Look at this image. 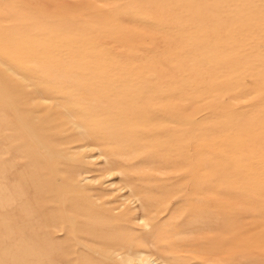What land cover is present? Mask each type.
Masks as SVG:
<instances>
[{
	"label": "rangeland",
	"instance_id": "374dc122",
	"mask_svg": "<svg viewBox=\"0 0 264 264\" xmlns=\"http://www.w3.org/2000/svg\"><path fill=\"white\" fill-rule=\"evenodd\" d=\"M83 213L158 264H264V0H0V264H85Z\"/></svg>",
	"mask_w": 264,
	"mask_h": 264
},
{
	"label": "bare ground",
	"instance_id": "6f19581e",
	"mask_svg": "<svg viewBox=\"0 0 264 264\" xmlns=\"http://www.w3.org/2000/svg\"><path fill=\"white\" fill-rule=\"evenodd\" d=\"M84 150H85V148H84ZM93 161H94V156L89 157L87 160L88 163H92ZM77 174L80 178V181L78 182L79 187H81L84 184H87L88 182L96 184V183H99L101 181L99 179L91 178L89 172L85 173L84 171H78ZM112 176H113L112 173H110V174L104 175L102 177V179L111 180ZM115 185H116L115 182H110L108 184L109 190L115 191L116 189H113V187ZM92 186H94V185H92ZM123 189L124 188H121L120 190H116V191H118L119 195H120L121 193H125V191H124L125 189L124 190ZM111 193H113V192H111ZM111 197H112V195H110V198ZM122 200L124 203L127 204V202H126L127 198H125V195L122 197ZM123 206L124 205H121L119 208L121 209ZM108 211L110 212L109 213L110 217H118L119 216L118 214H116V212L119 213L120 210H115V209L112 210V208H108ZM83 214H87V213H83ZM126 214H128V217L130 216L129 220L134 219V217H131L132 214H129V213H126ZM121 216H124V215L122 214ZM93 217H94V214H87V216L82 215L84 222L78 223L77 225L79 226L82 234H87L90 237L89 238L90 241H88L89 243L90 242L99 243V244L107 243V245L109 246L108 247L109 250H107V251L110 253H107V254L104 253L102 258L98 256V259L100 258V259H102V261L96 259L97 260L95 262L96 264H103V263L104 264H110V261H111L110 258H112L111 256H114L112 259H114V260L117 259V261L120 262V264H158L150 256H146L143 253H138L139 256L138 255L134 256L133 252H134V250H136V247L134 246V244L131 241L124 240V239L120 240L119 238H116V239L110 238L108 241L105 242L103 239V237H104L103 235L107 231L113 230L111 232V235H112V233H114L117 229H120V228H117V226L115 224H113L112 222H106L105 224L98 223V222L92 220ZM76 219H77V217L73 216L71 223L74 224L76 222ZM99 226L102 229H100ZM100 230H101V232H100ZM102 239H103V243H101ZM85 247H86L88 252L91 251V248H92L91 246H88L87 244H85ZM59 248H60V246H59ZM57 250H58V248H57ZM144 255H145V258H143Z\"/></svg>",
	"mask_w": 264,
	"mask_h": 264
},
{
	"label": "crops",
	"instance_id": "0c3cea01",
	"mask_svg": "<svg viewBox=\"0 0 264 264\" xmlns=\"http://www.w3.org/2000/svg\"><path fill=\"white\" fill-rule=\"evenodd\" d=\"M39 183V184H38ZM44 183H45V185H44ZM40 186V188H42L43 190H46L47 188H49V185H48V183L47 182H44V181H42L41 182V180H39V182H37V186ZM23 210H21V212H22ZM49 210H45V213L48 215V212ZM33 213H36V214H38V216H41L40 215V213H38V212H33ZM82 215H84V216H87V214H82ZM58 216V215H57ZM56 216V217H57ZM55 216H52L51 218H53L52 220H51V222H52V224H53V226L54 227H57V224H58V217L56 218ZM78 219V218H77ZM76 219V223H81V222H84V219H82L81 221H80V219H78L77 220ZM114 229V228H113ZM113 231V230H112ZM112 231H110V232H112ZM41 232V235H43L44 237H46V239H43V241H46V240H48V237L50 236L51 237V235L48 233V232H46V231H44L43 229L40 231ZM109 232V231H108ZM49 237V238H50ZM82 237H84V236H82ZM83 239H85V244H89V246H91L92 248H91V251L90 252H88V251H86V253H87V258L85 259V264H96L95 262L97 261L96 259H98V256L99 257H103V255H104V250L101 248V244H99V243H92V242H88V241H90V239L89 238H83ZM87 244V245H88ZM46 246L44 245V247H43V251L42 252H45V250H46ZM59 248V247H58ZM61 251L62 250H59L58 249V251L56 250V253H55V255H56V259L58 260V259H64V257L65 256H63L62 254H61ZM46 252H47V250H46ZM96 254H95V253ZM68 255H69V252H68ZM71 255L73 256V251H72V253H71ZM94 255H95V257H94ZM65 260H67L68 261V264H74V262H73V260L70 258V257H65ZM58 262H59V260H58ZM82 264H84V263H82Z\"/></svg>",
	"mask_w": 264,
	"mask_h": 264
}]
</instances>
